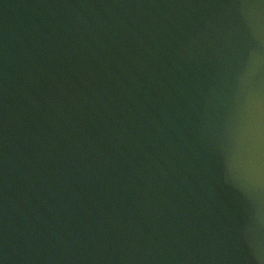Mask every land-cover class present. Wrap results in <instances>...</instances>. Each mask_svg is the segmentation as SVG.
<instances>
[{
	"label": "water",
	"instance_id": "95a60500",
	"mask_svg": "<svg viewBox=\"0 0 264 264\" xmlns=\"http://www.w3.org/2000/svg\"><path fill=\"white\" fill-rule=\"evenodd\" d=\"M0 264H264V0H0Z\"/></svg>",
	"mask_w": 264,
	"mask_h": 264
}]
</instances>
